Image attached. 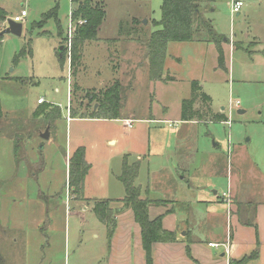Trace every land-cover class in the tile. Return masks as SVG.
I'll return each instance as SVG.
<instances>
[{
    "label": "rangeland",
    "instance_id": "rangeland-1",
    "mask_svg": "<svg viewBox=\"0 0 264 264\" xmlns=\"http://www.w3.org/2000/svg\"><path fill=\"white\" fill-rule=\"evenodd\" d=\"M80 1L0 0L7 20L26 12L21 18V36L3 35L0 43V103L5 116L0 122V219L9 223L0 221V262L4 264H96L91 253L105 249V227L88 207L76 206L68 189L70 132L65 118L69 107L78 115L90 112L91 94L116 80L121 87L119 117L166 115L167 123L149 125L150 136L168 142L170 150L179 145L176 138L187 135L195 149L189 166L192 185L210 196L214 191L226 192L229 179H235V169L237 177H244L247 192L257 190L264 179V0H197L215 32L233 41L232 47L222 42L223 66H219L214 44L200 43L205 34L199 32L194 35L196 42L167 44L169 81L155 85L148 81L142 43L160 29L153 22L161 19V0H94L102 1L105 10L97 36L100 41L82 46L80 66L71 74L67 55L61 60L57 48L60 32L59 44L66 47L62 38H66L68 18ZM233 1L243 4L239 14L232 13ZM112 39L123 44H105ZM127 40L130 44L125 45ZM235 44L239 47L233 50ZM27 45L30 56L18 57ZM193 82L210 98L202 114L208 120L189 125L176 122L182 101L192 95ZM38 99L44 103L38 106ZM47 105L59 111L55 128L48 130L50 141L40 137L50 126L44 125L42 108ZM148 107L153 113L146 112ZM222 110L229 126L209 121L211 113L214 116ZM115 126L120 129L122 124L75 125L72 131L75 136L81 132L84 139H97L104 128ZM11 135L17 137L18 147ZM85 144L90 149L94 140ZM102 146L98 156L91 152L88 156L93 169L89 179L94 185L90 191L98 194L96 183L108 176L110 186H122L114 177L122 172V156L110 159L108 174L102 165ZM145 164L141 159V179L136 185L146 178ZM220 166L224 174L219 173ZM184 213V208L176 209L178 217Z\"/></svg>",
    "mask_w": 264,
    "mask_h": 264
},
{
    "label": "crops",
    "instance_id": "crops-1",
    "mask_svg": "<svg viewBox=\"0 0 264 264\" xmlns=\"http://www.w3.org/2000/svg\"><path fill=\"white\" fill-rule=\"evenodd\" d=\"M0 10L6 15L1 5ZM20 15L15 17H20ZM24 17H26V15ZM6 20L7 19L0 21V32L6 27ZM18 23H21V21ZM59 36L60 41L58 42L57 48L58 55H60L58 49L62 46L59 44L62 42L61 32ZM112 40L104 41L105 44L108 45L110 43L116 46H119V43L120 46L123 44L119 40ZM97 41L100 40L98 39ZM97 41L95 43H97ZM227 41L228 40L224 37L223 42L227 43L229 47H232L233 41ZM191 42L196 41L194 40ZM200 43L210 44L211 42L200 41ZM127 44H130V40L126 41L125 45ZM253 44L256 43L254 42ZM234 49L233 47V50ZM121 56L122 58L124 57L123 55ZM167 60L166 46V58L163 63L162 80L167 78ZM146 61L148 62V59H146ZM126 72L127 69H125V74ZM162 80L151 81L148 75V81L151 84H167L168 81ZM198 87L200 90L198 94L199 97L194 104L196 115L191 121H182L180 109L179 118H177L178 121L176 122L188 125L194 124L195 122H207L208 119L202 117L207 100H202L200 94L208 99L210 98L207 94L202 92V88L199 84ZM37 105L39 106L42 104L37 103ZM70 108L71 107H69V110ZM146 112L153 113L151 107H148ZM223 112L222 110L220 113H215L214 116H212L211 113L209 121L222 122L227 125L228 120ZM168 121L166 115L158 116L150 114L148 117L126 116L118 117L117 119H101L84 118L81 116L71 117L68 111L65 123L70 132L69 155L71 156L78 148H83L85 161L91 169L92 163L89 162L88 157L90 156V152L91 155L98 156L102 144L106 147L110 145L116 147L117 145V148L114 150H106L102 146L101 160L103 168L106 173L109 174V161L111 158L113 159V156L116 158L122 156L121 166L123 165L124 158H126L130 164L138 162L139 170L134 184L141 179L140 162L141 159L145 160L146 178H142L141 182L138 185L135 184V186L140 189L141 199L165 202L158 206H150L148 210L149 217L150 219H154L158 216H162V228L171 234L170 241L152 244L150 254L151 264H230L231 261L237 262L249 258L253 254L251 258L247 259L245 264H264V179H261L259 182L260 185H258L257 190L251 188L250 191L247 192L244 188L245 183L242 181L244 177L241 178L240 175L237 177L239 172L235 169V179H229L226 192L218 194L217 191H214L213 195L210 194L209 196L208 192L201 190L202 188H200V186L192 185L189 180V166L192 164L191 162L195 156V149L193 150L194 147L189 145V141L186 137L187 135L175 139L179 145L175 146L174 150H170L171 147L168 145V142H157V139L153 140V138H151L150 129L152 127L150 128L149 125H154L153 127L156 125L159 127L161 124L167 123ZM105 122L121 123L122 126L120 129L116 126L113 128H104L100 132V135L96 136L97 139H89L90 137L88 136L84 139L81 136V132L75 136L72 131L75 125L89 126L92 125V123ZM128 122H130V127L126 125ZM51 127L53 128L54 124L49 126V129H51ZM50 140L51 139H49V141ZM85 140H94V145H91L89 149V145L85 144ZM213 146L217 147V144ZM172 160L173 163L170 164ZM170 166L172 168L174 166V172ZM149 167H152V169L150 170ZM90 169L83 183V200H76L72 196L73 202L76 203V206H82V210H86L88 207L92 211L93 200H108L110 202L109 208L116 211L115 227L110 236L107 226L102 223L105 227L107 240L105 249L100 250L99 248L95 252H92L91 260L96 264H147L146 252L142 246L140 227L135 222L132 211L123 209V204L121 203V200L125 196L123 185L121 184L122 186H119L115 184V187L113 185L110 186V178L108 176V179L96 183L97 190L100 193H93L90 191V187L94 190V185L89 179L93 169ZM213 170L215 171V168H213ZM218 171L224 174L223 167L220 166ZM226 172L228 173V171ZM119 176L120 174L114 175V177H116L115 181H119ZM179 183L181 184L177 187L176 185ZM1 203L2 198L0 196V204ZM177 208L185 209V213L181 214L180 217L176 215ZM0 221L3 225L9 224L4 218H1ZM10 224L15 230V220L12 219ZM67 237L68 228L66 226L64 236L66 241ZM5 240L8 239L5 238ZM13 241L16 243L17 239ZM210 244H218V247L213 248ZM0 264L4 263L0 262Z\"/></svg>",
    "mask_w": 264,
    "mask_h": 264
},
{
    "label": "trees",
    "instance_id": "trees-1",
    "mask_svg": "<svg viewBox=\"0 0 264 264\" xmlns=\"http://www.w3.org/2000/svg\"><path fill=\"white\" fill-rule=\"evenodd\" d=\"M161 19L158 22H153L155 26H160V29L154 31L148 40L142 43L145 47L146 56L148 59V75L151 81L162 80L163 63L166 58V46L169 42H191L194 41V35L203 32L205 37L199 41L214 43L218 52L219 66H223V51L221 44L224 37L217 34L211 24V21L202 16L197 0H161ZM5 13L0 10V21L5 20ZM45 16V18H47ZM105 18V10L102 1L82 0L77 3V7L70 12L71 22L75 24V32L71 40V52L67 56L69 59V67L71 74H75L80 66L82 57V46L85 42L97 41L98 31ZM79 22L81 23L79 25ZM65 40V38H62ZM2 35H0V43ZM237 44L234 48H238ZM31 49L27 45L18 57L30 56ZM67 55L66 51L60 53L58 57L64 59ZM17 60V58L15 59ZM171 79V78H170ZM20 81L19 80H16ZM169 81L167 77L165 80ZM193 92L189 99L182 102L181 117L182 121H191L196 115L194 104L198 100L199 87L196 82L192 83ZM87 93L86 96L90 95ZM92 107L84 114L78 115L74 109L69 110L71 117L81 116L84 118H101V119H117L121 110V87L115 81L110 87L100 91L97 94H91ZM202 100L209 99L200 94ZM43 104V103H42ZM94 105V108H93ZM91 106V104H90ZM96 106V108H95ZM44 109L45 121L44 125L53 124L54 120L59 117L58 107L47 105ZM53 112L52 116H46L47 113ZM5 119L0 103V122ZM11 137L15 140V147H18L16 136ZM16 156V155H15ZM90 169L84 158L83 148H78L69 159V174H68V189L76 200H83V183L85 176ZM139 170L138 162L128 163L124 158L122 172L118 177L124 187L125 196L121 200L123 209L132 211L135 222L139 225L141 231V240L144 251L146 252L147 264H151L150 254L151 246L156 242H168L171 240V234L163 230L161 222L162 216L154 219L149 217V207L164 204L162 201H150L141 199L140 189L135 186L134 182L137 178ZM108 200H93L92 212L95 217L107 226L109 236L112 234L115 227L116 211L109 208ZM254 255V254H253ZM252 255V256H253ZM250 256L249 258H251ZM240 261H231L230 264H245L247 259Z\"/></svg>",
    "mask_w": 264,
    "mask_h": 264
},
{
    "label": "built area",
    "instance_id": "built-area-1",
    "mask_svg": "<svg viewBox=\"0 0 264 264\" xmlns=\"http://www.w3.org/2000/svg\"><path fill=\"white\" fill-rule=\"evenodd\" d=\"M70 1L72 2V0H70ZM242 7H243L242 2H239V1L233 2V4H232V13L239 14ZM25 15H26L25 11H22L20 17H15L13 20L15 22H20L21 18L24 17ZM80 24L81 23L79 22V25ZM74 30H75V24L71 22L70 15H69L68 27H67L66 38H65L67 44H66V47L64 46V51H66L67 56H69L70 52H71V44H72L71 40H72V36H73ZM37 103L38 104H42L43 100L40 99V100L37 101ZM236 105L238 106L239 103L237 102ZM126 125L128 127H130V122L126 123ZM228 125H229V122H228ZM210 246L213 247V248H217L218 244H210Z\"/></svg>",
    "mask_w": 264,
    "mask_h": 264
},
{
    "label": "water",
    "instance_id": "water-1",
    "mask_svg": "<svg viewBox=\"0 0 264 264\" xmlns=\"http://www.w3.org/2000/svg\"><path fill=\"white\" fill-rule=\"evenodd\" d=\"M22 33V24L15 22L14 20H6V27L0 32V35H6V34H12L14 36H21ZM59 52L62 53L64 51V46L59 47ZM239 114H242L243 111H239ZM49 127L45 129L43 133L40 134V137L48 140L49 139V133H48Z\"/></svg>",
    "mask_w": 264,
    "mask_h": 264
}]
</instances>
